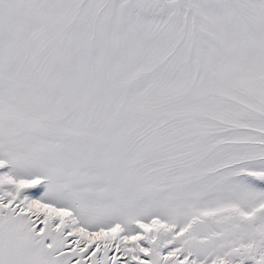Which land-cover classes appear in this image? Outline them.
Here are the masks:
<instances>
[{
	"label": "snow or ice",
	"instance_id": "6c2138e0",
	"mask_svg": "<svg viewBox=\"0 0 264 264\" xmlns=\"http://www.w3.org/2000/svg\"><path fill=\"white\" fill-rule=\"evenodd\" d=\"M0 264H264V0H0Z\"/></svg>",
	"mask_w": 264,
	"mask_h": 264
}]
</instances>
